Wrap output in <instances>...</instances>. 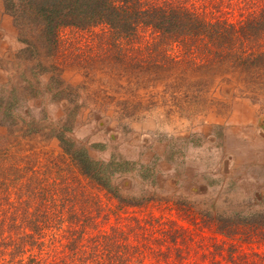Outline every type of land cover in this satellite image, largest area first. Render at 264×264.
Here are the masks:
<instances>
[{"label":"rangeland","instance_id":"obj_1","mask_svg":"<svg viewBox=\"0 0 264 264\" xmlns=\"http://www.w3.org/2000/svg\"><path fill=\"white\" fill-rule=\"evenodd\" d=\"M103 30L62 28L53 52L40 28L21 26L0 0V105L12 103L13 89L18 99L11 117L0 114V135L17 130L2 127L5 120L19 124L20 135L34 129L35 144L59 157L54 136L65 128L94 161L115 164L124 206L87 179L82 190L139 218L138 233L150 239L133 240L139 251L130 264H212L223 259L217 246L227 256L230 246L264 254V229L232 219L238 233L227 235L214 220L264 214V84L232 75L209 87L198 79L188 88L136 86L116 56L102 55L95 34ZM16 116L27 123L11 121ZM127 202L144 208L124 209Z\"/></svg>","mask_w":264,"mask_h":264},{"label":"trees","instance_id":"obj_2","mask_svg":"<svg viewBox=\"0 0 264 264\" xmlns=\"http://www.w3.org/2000/svg\"><path fill=\"white\" fill-rule=\"evenodd\" d=\"M4 4L21 26L40 28L42 44L53 52L59 49L62 28L103 27L95 34L102 55L116 56L120 71L129 73L136 86L163 82L168 88L175 84L188 88L198 79L200 86L209 87L229 82L232 75L246 84H264V0H4ZM16 92H10L12 103L0 105L5 118L17 106ZM13 119L27 123L19 116ZM8 121L2 127L17 130L0 135V264H130L139 251L133 240L150 238L138 233L139 218L124 216L125 208L144 206L127 202L121 213L106 209L95 193L82 190L87 179L124 206L113 184L116 165L94 161L63 127L54 136L63 153L55 157L35 144L36 130L20 135L21 126ZM216 217L226 224L222 229L227 235L238 233L232 219L254 231L264 229V214ZM122 222L127 224L120 226ZM177 232L174 236H182ZM219 248L216 256L223 259L212 264H264L262 253L241 254L230 246L227 256Z\"/></svg>","mask_w":264,"mask_h":264}]
</instances>
